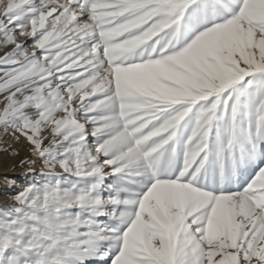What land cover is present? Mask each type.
<instances>
[{
	"label": "snow or ice",
	"instance_id": "obj_1",
	"mask_svg": "<svg viewBox=\"0 0 264 264\" xmlns=\"http://www.w3.org/2000/svg\"><path fill=\"white\" fill-rule=\"evenodd\" d=\"M16 145L0 264H264V0H0Z\"/></svg>",
	"mask_w": 264,
	"mask_h": 264
},
{
	"label": "rangeland",
	"instance_id": "obj_2",
	"mask_svg": "<svg viewBox=\"0 0 264 264\" xmlns=\"http://www.w3.org/2000/svg\"><path fill=\"white\" fill-rule=\"evenodd\" d=\"M20 151L19 156L9 158L7 155H0V207L12 204V196L17 190L27 186L34 178H39V169L31 173L27 166H20V161L27 158L28 150L23 145H16ZM13 165H16L13 167ZM14 180L15 186L10 187L9 181ZM18 183H22L18 186Z\"/></svg>",
	"mask_w": 264,
	"mask_h": 264
},
{
	"label": "bare ground",
	"instance_id": "obj_3",
	"mask_svg": "<svg viewBox=\"0 0 264 264\" xmlns=\"http://www.w3.org/2000/svg\"><path fill=\"white\" fill-rule=\"evenodd\" d=\"M20 184H22V183H18V186H19Z\"/></svg>",
	"mask_w": 264,
	"mask_h": 264
}]
</instances>
